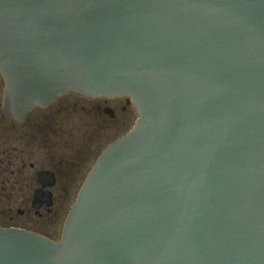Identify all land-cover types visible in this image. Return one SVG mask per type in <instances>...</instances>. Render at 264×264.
<instances>
[{
	"label": "water",
	"instance_id": "95a60500",
	"mask_svg": "<svg viewBox=\"0 0 264 264\" xmlns=\"http://www.w3.org/2000/svg\"><path fill=\"white\" fill-rule=\"evenodd\" d=\"M0 76L12 128L67 92L138 112L0 264H264V0H0Z\"/></svg>",
	"mask_w": 264,
	"mask_h": 264
},
{
	"label": "flooded vegetation",
	"instance_id": "af4514ba",
	"mask_svg": "<svg viewBox=\"0 0 264 264\" xmlns=\"http://www.w3.org/2000/svg\"><path fill=\"white\" fill-rule=\"evenodd\" d=\"M137 118L127 96L67 92L30 111L22 126L3 122L8 127L0 125V225L58 241L57 212L70 210L98 156Z\"/></svg>",
	"mask_w": 264,
	"mask_h": 264
},
{
	"label": "rangeland",
	"instance_id": "374dc122",
	"mask_svg": "<svg viewBox=\"0 0 264 264\" xmlns=\"http://www.w3.org/2000/svg\"><path fill=\"white\" fill-rule=\"evenodd\" d=\"M2 91H3V83L1 82V86H0V103H1V96H2ZM0 125L5 126L6 128L8 127L6 124H4L1 120H0ZM68 210L66 211H60L57 212V215L55 216V218L59 219V223H58V233H60L62 225H63V221L65 219V216L67 214Z\"/></svg>",
	"mask_w": 264,
	"mask_h": 264
}]
</instances>
